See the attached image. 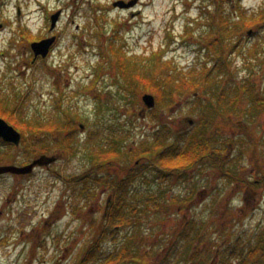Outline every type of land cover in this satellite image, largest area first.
Masks as SVG:
<instances>
[{
  "label": "rangeland",
  "instance_id": "374dc122",
  "mask_svg": "<svg viewBox=\"0 0 264 264\" xmlns=\"http://www.w3.org/2000/svg\"><path fill=\"white\" fill-rule=\"evenodd\" d=\"M119 1L125 7L116 6ZM220 5L226 15L237 20L240 10L249 15L261 11L264 0H0V105L9 116L0 115L17 128L10 121L13 114L33 125L46 122L63 127L41 132H31L28 125L21 127L25 140L19 146L0 138L3 164H25L43 150L58 156L50 167H38L27 176L0 177V264L81 261L104 224L114 194L112 177L127 176L135 163L129 158L114 163L100 170L103 182H89L90 169L97 166L89 157V134L110 125L125 152L138 150L143 141H156L161 130L169 128L164 132L168 142L174 143L203 115L199 112L203 102L221 94L205 87L197 94L177 90L166 97L165 104L157 102L153 112L147 110L143 96L149 91L141 87L135 97L126 93L127 78L117 68L122 49L127 56L139 58L159 52L187 75L195 65L209 63L213 67L223 57L209 49L219 38L214 8L218 10ZM209 8L212 15L207 12ZM56 12L59 16L53 28L49 16ZM211 16L216 17L215 22ZM250 29L255 31L252 36L248 35ZM240 31L238 41L242 45L231 51L235 43L228 42L224 56L229 73L219 72V81L222 88L229 89L224 82L243 86L250 80L258 93L264 90V63L247 60L241 50L264 43V22ZM25 33L30 36L27 34L26 40ZM40 34L41 40L56 36V42L47 56L33 59L32 36L37 39ZM112 44L121 50L119 55L111 52ZM150 63L141 62L140 67L149 76L163 79V68ZM95 70L102 72L98 83L93 79ZM173 75L184 76L178 72ZM91 85L94 87L89 90ZM238 93L237 112L213 115L210 133L216 138L210 145L211 152L224 156L225 167L241 181L230 180L218 169L201 164L186 179H154L151 172L146 179L139 176L133 186L136 192H162L170 202H164L166 207L160 209V215L143 221L139 242L133 243L140 246L138 263L133 264H238L244 258L246 263H264V190L249 188L252 181L264 179L260 170L264 167V106L254 110L252 98L244 89ZM260 97L264 98V92ZM68 119L70 123L65 122ZM104 130L106 136L110 134V129ZM213 142L220 144L218 150ZM80 177H88L89 197L81 193L83 183H75ZM194 221L197 228L192 232ZM113 229L116 233L102 239V255L129 242V227ZM198 229L202 240L179 242L184 231L194 238ZM235 246L239 249L233 254ZM252 248L263 249L257 255L249 250ZM131 256L126 255L127 264Z\"/></svg>",
  "mask_w": 264,
  "mask_h": 264
},
{
  "label": "trees",
  "instance_id": "16d2710c",
  "mask_svg": "<svg viewBox=\"0 0 264 264\" xmlns=\"http://www.w3.org/2000/svg\"><path fill=\"white\" fill-rule=\"evenodd\" d=\"M217 7V6H216ZM214 8V13L218 17L216 21V17L211 16V21L218 22V34L219 38H216L212 41L210 46V53H221L223 54L221 58L217 60V64L213 67H209V63L205 64V66H198L190 68L187 72L190 75L185 74L183 70L181 72L179 69H175L173 66V62L170 60H164V57L159 53H153L151 57H129L126 55V52L122 49V57L118 58L117 68L119 69V73L124 75V78H127V84H125L126 93L135 97L137 95L138 90L143 87L150 93L157 97V102L160 105L165 104L166 97H171L172 92H176L180 90L182 92H190L200 93L202 88H207V91L216 93L220 91L221 94H215L214 97H209L206 99L209 102L201 105V111L203 115L198 119L195 126L187 133H180L181 138L176 140L174 143H169L166 132L170 130L163 129L158 134V138L156 141H143L138 150L132 151L129 149L128 151L123 152V149L120 146V139L117 138V131L109 126L98 127L96 130H93L89 137L87 138L86 145L89 144L90 152V160L96 161L97 166L90 169V172H93L88 176L89 182L95 181L96 183L103 182L102 178L99 176L101 173L100 170H104L106 167L113 165L114 163H121L124 159H134L135 163L132 167L129 168L128 175L123 176H113L112 184H113V197L111 203L109 205V209L107 210V214L104 220V224L102 228L98 230L97 236H95V240L92 243V246L86 251L85 255L82 257L81 261L78 264H117L122 262L126 263V255H132L128 260L129 264L138 263L136 261V257L138 256V250L140 246H135L133 243L139 242L138 238L140 237V228H142L143 221L151 219L152 215H160L159 211L162 207H166L164 202H170L164 195V193L159 194H149L140 190L136 192L133 187L135 184V180L140 176L141 178L146 179L148 175L147 172H151L154 179L158 178H171V179H186L190 173L197 171L200 164L204 166V168H214L218 169L219 172H222L224 177H228L230 180L233 178H241L234 173H230L229 168L225 167L224 164V156L217 155V151L213 154L211 151V140H215L216 136L210 133V128L214 126L213 118L216 116L213 115H221L224 111H231L232 113L237 112V105L239 99L238 90L244 89L245 94L251 97V102L254 104L253 109L259 111L261 106H264V98H261V94L264 90L259 91L257 93L255 85L248 80L247 84L243 86L241 84H231L230 82H224L226 87L229 89H225L221 87V83L219 81V72H228L229 66L226 63L228 58L225 55L226 51H228V44L230 42H234L235 45L231 51H235L242 45L239 43V33L241 29L252 27L255 24H261L264 22V11H253V15H249L247 11H241L237 14V20H235V16H228L225 14L223 9V5H220V8ZM223 10V11H222ZM212 11V12H210ZM220 11V12H219ZM209 14H213V10L209 8ZM218 14V15H217ZM214 27V26H213ZM212 27V29H213ZM215 36V33H214ZM229 42V43H228ZM242 48V55L247 57L248 59H258L261 60L260 64L264 63V43H255L252 46H247ZM114 52L115 55H119L121 50H116L114 45H111V52ZM226 60V62H225ZM146 63V61L151 62L150 64L159 65L163 68V79L158 77H152L148 75V72L143 71L141 66V62ZM158 62V64H157ZM124 70V72H123ZM178 72L182 73V77H173V73ZM229 73V72H228ZM159 79V80H158ZM206 81V85L203 83ZM199 98V97H198ZM216 100V103L211 101ZM1 104V102H0ZM168 103H166L167 105ZM4 107H8L5 104H2ZM0 105V113L6 116H9L8 113L2 109ZM154 110H152L153 112ZM253 113V112H252ZM69 115V114H68ZM13 114L10 116V121L15 122L18 127L27 126L30 131L33 132L35 130H39L40 132L46 129H59L61 127V123L53 124L46 123V125L36 124L33 125L31 123L23 122L22 119H18L14 117ZM69 119L65 122H68ZM57 122V121H56ZM61 125V126H58ZM56 126V127H55ZM18 128L20 131L24 132V130ZM68 126L63 130L64 132L67 130ZM110 129V134L105 135L104 129ZM71 129V128H70ZM48 132V131H47ZM26 134V133H25ZM105 135V136H104ZM106 137V138H104ZM69 140H72L69 134ZM214 138V139H213ZM23 140H25L23 138ZM60 142L64 143L60 137ZM69 140H66L69 142ZM107 140H112V142H108ZM214 143V142H213ZM244 143V140H243ZM216 146V150L220 146L219 143H214ZM240 144V143H239ZM48 146V145H47ZM49 147V146H48ZM244 147V146H243ZM64 146L62 149H65ZM46 152V150H43ZM51 151V148L48 149L47 152ZM43 152V153H44ZM258 162V161H257ZM259 165V164H258ZM150 167H152L150 169ZM121 170V169H120ZM260 170L264 171V167ZM261 171V172H262ZM122 172V170L120 171ZM88 177H80L75 183H83L84 187L81 188V193H84L86 197H89L86 192V187L88 184L86 179ZM264 180V179H262ZM251 184L253 186L257 185L255 181H252ZM89 190V189H88ZM87 190V191H88ZM172 200V199H171ZM189 200V199H184ZM173 202H178L176 198H173ZM152 208L155 209V212H152ZM74 211H79L78 209H74ZM187 223V222H186ZM99 226V223H96V230ZM129 227L130 236L128 238L129 242H125L123 247L116 249L113 253L109 254H101L99 252L101 247L102 239L109 234L112 235L116 233L114 231V227ZM195 221L193 225L190 227L192 232L196 231ZM199 230L197 231L194 238H191V235L184 231V233L180 236L179 242L189 240L190 243L194 242L197 239L202 240L203 238L200 236ZM100 231V232H99ZM142 241V240H140ZM238 246L233 248L232 253L236 254ZM254 255L251 256L253 259ZM254 264V263H249Z\"/></svg>",
  "mask_w": 264,
  "mask_h": 264
},
{
  "label": "water",
  "instance_id": "95a60500",
  "mask_svg": "<svg viewBox=\"0 0 264 264\" xmlns=\"http://www.w3.org/2000/svg\"><path fill=\"white\" fill-rule=\"evenodd\" d=\"M115 5L119 7L120 6L125 7L123 1L116 2ZM127 6L130 7V5H127ZM59 13L55 14L52 17L53 28L56 25ZM253 33L254 31L251 30L248 32V35L250 36ZM54 40L55 38L52 37L50 39H45L38 43H34L32 47H33L34 52L36 53V56L38 57L41 54L43 56H47L48 53L50 52L49 50L52 44L55 42ZM143 101H144L145 106L150 109L155 108L156 106V97H154L151 93H145V95L143 96ZM0 138L14 145L15 144L19 145L22 140V134L15 126L9 124V122L4 117L2 118L0 116ZM55 161H57L56 156H49L47 154L41 155L40 157L36 158L33 162H31L30 164H27L26 166L9 165V164H6L5 166H0V175L6 174V173H13L16 175L17 174L27 175L28 173H32L37 166H47Z\"/></svg>",
  "mask_w": 264,
  "mask_h": 264
},
{
  "label": "flooded vegetation",
  "instance_id": "af4514ba",
  "mask_svg": "<svg viewBox=\"0 0 264 264\" xmlns=\"http://www.w3.org/2000/svg\"><path fill=\"white\" fill-rule=\"evenodd\" d=\"M260 9H261V11H264V5L263 6H261L260 7ZM52 37V36H51ZM54 37H56V36H54ZM42 38H40L38 41H40ZM123 72H124V70H123ZM94 73H95V71H94ZM123 76V78H124V75H122ZM96 82H97V80H96ZM234 149V146H233V144L231 145V147H230V151H232ZM31 161H28V162H26L25 164H22L21 166H26V164H29ZM4 162H2V163H0V165H6V164H3ZM39 166H37V168H38ZM47 167H50V166H47ZM36 168V169H37ZM6 174H10V173H6ZM6 174H4V175H0V177L1 176H5ZM13 175V174H12ZM15 176H27V175H19V174H17V175H15ZM256 183H257V185H255V186H253L252 184L249 186V188L253 191H255V192H257L258 190H264V180H256L255 181ZM259 193V192H258ZM263 248H252V249H249L251 252H255L254 254H257L258 255V252L260 251V250H262ZM246 254V253H245ZM244 254V255H245ZM239 257V256H238ZM242 258H244V257H242ZM242 258H240L239 257V259H242ZM262 259H264V256H262ZM258 259H256V260H254L253 262H255V261H257ZM238 264H249V262H245V258L244 259H242ZM254 264H258V263H254ZM264 264V263H263Z\"/></svg>",
  "mask_w": 264,
  "mask_h": 264
}]
</instances>
